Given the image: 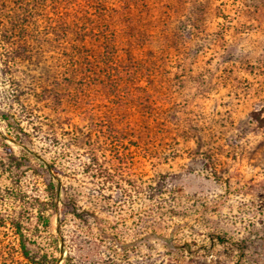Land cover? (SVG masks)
Segmentation results:
<instances>
[{
	"label": "rangeland",
	"instance_id": "rangeland-1",
	"mask_svg": "<svg viewBox=\"0 0 264 264\" xmlns=\"http://www.w3.org/2000/svg\"><path fill=\"white\" fill-rule=\"evenodd\" d=\"M75 32L85 34L80 47L98 56L107 36H137L133 50H151L159 71L155 86L148 76L136 81L147 88L148 114L159 119L143 124L132 117L142 107L126 110L132 128L116 152L122 173L141 189L118 204L115 191H98L84 172L92 144L102 160L115 153L87 118L98 124L110 104L94 91L85 105L45 96L62 78L58 58ZM121 38L114 62L124 66L128 39ZM100 58L90 60L103 67ZM6 109L26 135L17 138L0 117V215L19 209L5 164L25 154L55 162L79 204L117 236L101 239L95 226L90 232L69 216L59 264L66 254L71 264H264V0H0ZM32 178L30 171L22 177L24 184ZM159 179L162 194L150 198L148 185ZM56 227L52 217L38 240ZM152 230L163 239H144ZM0 244L7 253L18 249L10 225L0 229ZM15 256L0 264H26Z\"/></svg>",
	"mask_w": 264,
	"mask_h": 264
},
{
	"label": "trees",
	"instance_id": "trees-1",
	"mask_svg": "<svg viewBox=\"0 0 264 264\" xmlns=\"http://www.w3.org/2000/svg\"><path fill=\"white\" fill-rule=\"evenodd\" d=\"M69 34L65 38L69 39ZM128 39V48L126 55L119 57V61L124 66H119L114 62L118 47L114 46L118 39ZM85 38L75 32L71 37L73 46L70 50L62 52L58 58V65L62 78L58 80L50 89L46 91L45 96L61 102L65 98L73 100L79 105H85L91 92L94 91L96 97L110 104V110L99 117V123L95 124L94 118H88L91 126L100 127L108 144L115 151L109 160H102L97 156L99 147L95 144L90 146L92 156L90 161L84 164V172L95 181L98 191L107 188L116 192L115 204L127 199L132 191H139L141 188L135 181L125 177V162L121 161L117 147L125 139L124 134L131 129L130 114L126 113L127 108L134 105L142 107L138 114L132 115L136 122L148 124L150 116L159 119L156 115L148 114L149 107L141 95L147 93V88L136 84L138 77H150L151 86H155L154 75L159 71L152 65L153 52L145 50L135 53L133 47L139 39L134 35L113 34L107 36V46L101 55L88 52L80 47L79 42ZM119 43V42H118ZM119 53V51H118ZM105 60L103 67H98L92 63L90 58ZM125 61V62H124ZM141 92V93H139ZM57 109L58 106L56 107ZM55 110L57 111V109ZM59 112V111H57ZM0 117L6 123V126L12 127L15 136L26 135L21 128L20 121L17 119L11 109L0 110ZM95 124V125H94ZM50 125V124H46ZM52 131L53 125L49 126ZM78 128V126H76ZM149 135V134H148ZM146 136L148 139L149 136ZM5 170L12 175V186L10 191L18 204V210L13 215L5 218L0 215V229L10 225L17 236L18 249L9 247L8 253L0 244V259L7 255L15 258L17 255L23 259L26 264H59V259L63 256V248L67 237L63 227L69 216L75 217L89 231L95 226L101 239H116L117 236L109 230L112 227L99 214L84 205L79 204V200L73 194L72 187L67 185L62 179L60 170L55 162H49L46 159L33 160L28 155H22L8 161L5 164ZM196 162L190 164L191 169ZM128 169H131L130 167ZM30 171L33 174L32 182L24 184L22 177ZM165 187L163 179L154 180L148 185L150 198H160ZM52 217L56 218V233H50L40 242L38 240L45 230L51 227ZM35 223H31L33 219ZM91 227V228H90ZM113 229V228H112ZM158 237L156 230L147 233L144 239ZM44 238V237H43ZM71 254H66L65 263L71 264Z\"/></svg>",
	"mask_w": 264,
	"mask_h": 264
}]
</instances>
